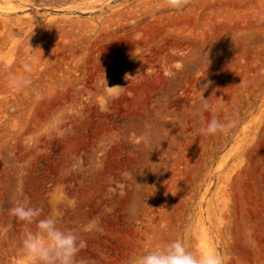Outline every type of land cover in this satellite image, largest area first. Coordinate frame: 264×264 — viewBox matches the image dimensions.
I'll use <instances>...</instances> for the list:
<instances>
[{
    "label": "rangeland",
    "instance_id": "374dc122",
    "mask_svg": "<svg viewBox=\"0 0 264 264\" xmlns=\"http://www.w3.org/2000/svg\"><path fill=\"white\" fill-rule=\"evenodd\" d=\"M24 199L79 264L176 239L264 264V0H0V264H24Z\"/></svg>",
    "mask_w": 264,
    "mask_h": 264
},
{
    "label": "clouds",
    "instance_id": "9594fccd",
    "mask_svg": "<svg viewBox=\"0 0 264 264\" xmlns=\"http://www.w3.org/2000/svg\"><path fill=\"white\" fill-rule=\"evenodd\" d=\"M184 0H167V6L172 9H181ZM25 70L30 71V66L25 65ZM107 89L121 88L119 86ZM14 86H23L27 81L23 77H14ZM111 93L101 95L98 104L101 111L107 110ZM202 105L197 109L199 115L201 109L215 113L207 99L202 97ZM229 124L221 122L215 115L203 122L199 129L206 135L226 131ZM59 203L66 197L59 193L56 197ZM74 203V201H69ZM10 215L25 225V232L19 240V251L24 264H79L77 253L86 246L79 238L75 229L62 227L60 223L61 213L53 207L48 215H42L43 209L29 204L27 199L17 201L8 210ZM125 264H224L223 257L212 248L190 250L182 239H176L159 246H150L142 252L131 254Z\"/></svg>",
    "mask_w": 264,
    "mask_h": 264
}]
</instances>
